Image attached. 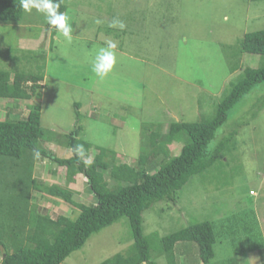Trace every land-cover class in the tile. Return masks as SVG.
Returning a JSON list of instances; mask_svg holds the SVG:
<instances>
[{"label":"rangeland","instance_id":"obj_1","mask_svg":"<svg viewBox=\"0 0 264 264\" xmlns=\"http://www.w3.org/2000/svg\"><path fill=\"white\" fill-rule=\"evenodd\" d=\"M62 3L73 29L71 42L47 25L44 15L35 9L22 11L17 23L0 22V69L12 77L15 73L43 77L29 99L0 98V119L25 118L30 106L39 105L45 132L39 146L58 157L72 155L66 144L68 134L79 128L77 137L91 145L85 160H92L105 148L109 158L115 154L117 162L135 165L151 133H165L175 121L213 118L245 67L264 65V56L241 51L244 36L264 28V0ZM97 19L101 23L97 24ZM114 19L126 27H110ZM107 41L116 44V63L100 78L92 65ZM31 83L25 82L28 92ZM263 104L264 82L229 108L226 121L208 145L213 150L219 140L235 132L231 151L191 176L175 203L159 200L144 210V233L153 245L176 230L211 221L217 240L214 258L206 264H228L232 258L240 264H261L254 232H261L264 246ZM183 144H170L171 156L177 155ZM38 158L32 172L36 180L43 185L67 186L77 202H94L82 172L67 183L65 166L48 157ZM13 167L7 179L0 177V181L4 180V187L20 191L27 185L28 172ZM104 177L110 186L115 184L107 173ZM28 189L33 205L52 218L77 216L78 210L60 198ZM132 244L129 220L123 216L92 233L61 264H100L116 253H125ZM184 247L185 252L176 257L177 264H204L194 242H185ZM152 251L157 264H167L164 256ZM3 255L0 246V260Z\"/></svg>","mask_w":264,"mask_h":264},{"label":"trees","instance_id":"obj_2","mask_svg":"<svg viewBox=\"0 0 264 264\" xmlns=\"http://www.w3.org/2000/svg\"><path fill=\"white\" fill-rule=\"evenodd\" d=\"M56 2L60 4L58 11L63 13L65 5L62 0ZM22 11L20 0H0V22L17 23L21 20ZM241 51L264 56V28L247 33L241 41ZM41 79L42 76L20 73L11 78L9 72L0 69V98L29 99L40 87L37 82ZM27 81H32L31 92L24 86ZM263 82L264 65L245 67L241 78L232 84L231 91L218 104L213 118L198 122L175 121L169 124L165 133L161 130L151 133L135 165L117 162L115 154L109 158L105 148L98 150L90 166L86 165L84 161L89 156L91 145L77 137L79 128L68 134L66 144L72 150L70 157H58L39 146V141L45 138L39 105L30 106L25 118L0 119V177L7 179L9 168L13 170L14 165L20 167L19 172H28L27 180L24 177L27 185L20 191L4 187V180L0 181L3 183L0 186V246L4 252L0 264H61L71 252L82 247L92 233L123 216L129 220L133 244L125 253H116L100 264H157L151 258L152 250L164 256L167 264H177L176 257L185 252V242H194L200 260L204 264L209 263L214 258L213 245L217 240L211 221L197 222L176 230L158 238L157 244L153 245L144 233L143 212L159 200L175 203L179 190L191 176L231 151L235 132L219 140L213 150H209L208 145L226 121L229 108L256 84ZM175 141L184 144L177 155L171 156L168 146ZM80 145L83 146V154L77 155L75 149ZM37 152L38 157H48L66 167L67 183L77 172H82L88 178L94 202H77L73 199L74 191L67 186L43 185L36 180L32 171ZM104 173L113 179L114 185L108 184ZM28 186L31 190L60 198L78 210L77 216L71 218L59 214L52 218L45 210H38L31 201ZM20 224L27 228L22 229ZM1 228H6V231ZM254 236L259 242L256 246L259 260L264 264L261 232H254ZM231 260L228 264H239L236 259Z\"/></svg>","mask_w":264,"mask_h":264},{"label":"clouds","instance_id":"obj_3","mask_svg":"<svg viewBox=\"0 0 264 264\" xmlns=\"http://www.w3.org/2000/svg\"><path fill=\"white\" fill-rule=\"evenodd\" d=\"M20 6L25 13H31L35 9L38 13L44 15L48 25L54 27L58 33H60L68 42L72 39V26L68 23L67 13H61L58 11L60 4L56 0H20ZM99 24L101 21L96 20ZM110 27H118L123 30L126 25L119 19H114L109 24ZM116 44L113 41H107L106 47H100L96 53L92 65V70L96 76L103 78L114 67L116 63V55L114 49ZM77 155L83 154V146L80 145L75 149ZM39 156V153H36ZM92 160H85L84 163L88 166L92 164Z\"/></svg>","mask_w":264,"mask_h":264},{"label":"crops","instance_id":"obj_4","mask_svg":"<svg viewBox=\"0 0 264 264\" xmlns=\"http://www.w3.org/2000/svg\"><path fill=\"white\" fill-rule=\"evenodd\" d=\"M10 76H11V74H10ZM11 78H12V76H11ZM37 158H38V157H35V159H34V167H35V163L38 162L39 159H40V158H38V159H37ZM33 171H34V169H33ZM33 171H32V172H33ZM263 235H264V234H263ZM239 264H240V263H239Z\"/></svg>","mask_w":264,"mask_h":264},{"label":"built area","instance_id":"obj_5","mask_svg":"<svg viewBox=\"0 0 264 264\" xmlns=\"http://www.w3.org/2000/svg\"><path fill=\"white\" fill-rule=\"evenodd\" d=\"M251 193H254L253 191Z\"/></svg>","mask_w":264,"mask_h":264}]
</instances>
